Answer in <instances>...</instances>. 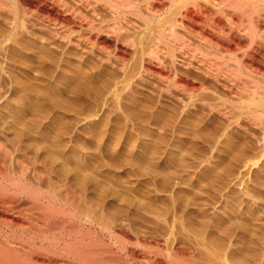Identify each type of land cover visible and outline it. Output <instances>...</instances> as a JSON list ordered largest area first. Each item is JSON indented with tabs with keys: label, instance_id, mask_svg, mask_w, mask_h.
I'll return each instance as SVG.
<instances>
[{
	"label": "bare ground",
	"instance_id": "bare-ground-1",
	"mask_svg": "<svg viewBox=\"0 0 264 264\" xmlns=\"http://www.w3.org/2000/svg\"><path fill=\"white\" fill-rule=\"evenodd\" d=\"M19 34L33 37L45 55L62 48L79 88L100 84L115 93L135 82L172 96L184 109L197 105L242 132L251 130L264 148V0H0V51ZM8 61L0 55V264H255L248 257L255 260L257 249L251 254L241 247L246 239L221 246L217 234L210 239L214 228L202 230L205 237L183 225L188 242L177 239L180 231L163 236L136 229L122 218L126 214L117 218L89 194L103 188L96 178L57 172L35 151L18 152L17 134L3 130L21 117L10 116L16 111L6 109L13 103L7 97L41 77L31 70L17 78ZM204 80L221 93L207 94Z\"/></svg>",
	"mask_w": 264,
	"mask_h": 264
},
{
	"label": "rangeland",
	"instance_id": "rangeland-1",
	"mask_svg": "<svg viewBox=\"0 0 264 264\" xmlns=\"http://www.w3.org/2000/svg\"><path fill=\"white\" fill-rule=\"evenodd\" d=\"M17 35L0 51L1 57L9 60L8 71L21 78L30 76L34 70L41 77L37 83L24 81L27 91L35 90L31 95L23 89L16 91V96L7 97L13 98V103H6V109L13 107L12 111H16L10 116H21L18 117L21 120L15 119L13 126L5 123L11 117L3 119V130H8L6 133L11 136L17 134L14 142L18 146L13 145L18 152L35 151L57 172L96 178L103 188L89 194L93 192L98 203L112 209L111 214L117 212L114 215L117 218L126 214L122 218L137 223L136 229L163 236H168L170 231L175 235L181 232L177 236L181 242H188L183 225H191L204 236L206 231L211 233L215 229L210 234L212 241V235L217 234L216 242L221 246L230 244L227 248H231L232 244L246 239L241 247L246 245L245 249L251 248L249 251L253 247L257 249V253L250 252L256 253L257 261L248 257L249 262L264 264V148L252 138L251 130L242 132L232 123L227 126L197 105L196 110L189 105L192 110L184 109L181 103L170 99L172 96L166 97L135 82L133 85L128 82L129 86L126 81L125 89L122 84L123 90L113 94L104 92L100 84L79 88L76 79L73 81L70 76L73 64L68 69L69 56L63 54L62 48L54 47L56 51L49 50L50 55L46 50L45 55L32 36ZM2 83L0 89L4 86ZM203 83L210 88L206 93L215 95L217 87L208 80ZM48 84H53L55 89L46 93ZM6 126L15 130L14 134ZM217 232L225 236L219 234L218 238Z\"/></svg>",
	"mask_w": 264,
	"mask_h": 264
}]
</instances>
